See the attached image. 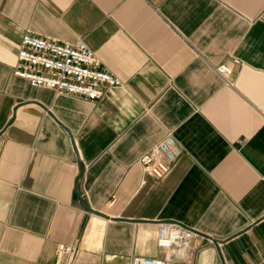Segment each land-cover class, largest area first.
<instances>
[{
  "label": "crops",
  "instance_id": "obj_1",
  "mask_svg": "<svg viewBox=\"0 0 264 264\" xmlns=\"http://www.w3.org/2000/svg\"><path fill=\"white\" fill-rule=\"evenodd\" d=\"M28 31L85 40L121 84L33 86L14 74ZM169 133L184 152L149 177ZM165 220L196 231L167 264H264V0H0V264H53L61 243L75 264L162 257Z\"/></svg>",
  "mask_w": 264,
  "mask_h": 264
},
{
  "label": "built area",
  "instance_id": "obj_2",
  "mask_svg": "<svg viewBox=\"0 0 264 264\" xmlns=\"http://www.w3.org/2000/svg\"><path fill=\"white\" fill-rule=\"evenodd\" d=\"M239 62V60H236ZM227 83L233 67L224 63L217 67ZM14 74L30 81L33 86L46 87L57 93L80 96L89 101L99 100L104 88L121 84L118 76L107 70L102 60L83 39L65 43L51 37L24 34ZM184 148L173 133L154 144L139 159L144 172L152 178H162L181 157ZM196 231L179 221L165 220L158 224L157 245L164 249L162 257L136 256L132 264H167L185 259L192 248ZM80 253L79 243L58 245L53 264H75Z\"/></svg>",
  "mask_w": 264,
  "mask_h": 264
},
{
  "label": "water",
  "instance_id": "obj_3",
  "mask_svg": "<svg viewBox=\"0 0 264 264\" xmlns=\"http://www.w3.org/2000/svg\"><path fill=\"white\" fill-rule=\"evenodd\" d=\"M79 192V191H78ZM83 205L88 208V209H91L87 204L83 203ZM206 238H209L207 235H205Z\"/></svg>",
  "mask_w": 264,
  "mask_h": 264
}]
</instances>
